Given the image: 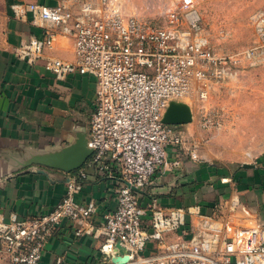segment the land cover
Wrapping results in <instances>:
<instances>
[{
  "label": "built area",
  "instance_id": "built-area-1",
  "mask_svg": "<svg viewBox=\"0 0 264 264\" xmlns=\"http://www.w3.org/2000/svg\"><path fill=\"white\" fill-rule=\"evenodd\" d=\"M28 10L50 27L42 39L22 44L19 57L31 64L45 59L59 80L75 72L96 78L91 154L69 174L64 197L49 213L21 218L0 211V261L41 264L49 239L68 220L77 235L102 238L101 262L88 264H264V220L255 208L244 217L234 199L207 214L201 205L164 207L148 194L160 171L179 169L173 154L201 159L198 142L187 145L179 126L163 122L170 103L206 102L215 84L264 54V11L252 16L258 45L236 52L210 45L194 0H182L163 23L127 14L122 0H85L78 12L63 3ZM56 28L74 39L73 62L46 56ZM202 118L206 127L210 118ZM92 172L118 184L116 208L101 217L96 202L79 200Z\"/></svg>",
  "mask_w": 264,
  "mask_h": 264
},
{
  "label": "crops",
  "instance_id": "crops-1",
  "mask_svg": "<svg viewBox=\"0 0 264 264\" xmlns=\"http://www.w3.org/2000/svg\"><path fill=\"white\" fill-rule=\"evenodd\" d=\"M83 1L0 0V211L7 217L16 213L32 218L52 211L66 193L69 174L83 168L91 154L88 140L97 99L96 78L75 72L59 80L45 68V59L31 64L18 55L22 44L42 39L50 27L28 10L29 5L63 3L78 12ZM56 31L55 46L46 56L73 62L74 39L61 28ZM80 155L87 158L85 163L69 172L80 162ZM173 158L180 160L179 169L160 171L148 189L162 206L201 205L212 214L218 203L239 199L244 217L255 208L264 220L261 166L244 168L243 164L228 170L207 160L193 161L182 153ZM228 177L231 183L225 182ZM117 186L92 172L79 200L96 202L101 217L116 208ZM101 243L102 238L77 235L74 225L65 220L49 239L41 264L100 263Z\"/></svg>",
  "mask_w": 264,
  "mask_h": 264
},
{
  "label": "rangeland",
  "instance_id": "rangeland-1",
  "mask_svg": "<svg viewBox=\"0 0 264 264\" xmlns=\"http://www.w3.org/2000/svg\"><path fill=\"white\" fill-rule=\"evenodd\" d=\"M182 0H123L127 14L164 22ZM194 9L212 46L245 51L258 45L252 16L264 11V0H194ZM237 74L213 86L206 102H184L191 124L179 126L187 145L199 143L200 160L228 170L243 164L264 169V54L244 60ZM208 114L211 121L202 114ZM207 120V122L209 121Z\"/></svg>",
  "mask_w": 264,
  "mask_h": 264
},
{
  "label": "water",
  "instance_id": "water-1",
  "mask_svg": "<svg viewBox=\"0 0 264 264\" xmlns=\"http://www.w3.org/2000/svg\"><path fill=\"white\" fill-rule=\"evenodd\" d=\"M163 122L167 125H173V126H185L191 124L193 122L192 110L184 102L173 101L170 103L165 113ZM79 158H80L79 159L80 162H77V165L74 166L73 168H68L69 172L79 169L87 159L83 155H80ZM243 167L251 168L253 167V165L245 164L243 165Z\"/></svg>",
  "mask_w": 264,
  "mask_h": 264
}]
</instances>
